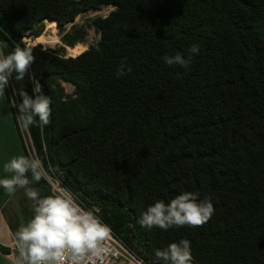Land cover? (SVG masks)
<instances>
[{
    "label": "trees",
    "instance_id": "obj_1",
    "mask_svg": "<svg viewBox=\"0 0 264 264\" xmlns=\"http://www.w3.org/2000/svg\"><path fill=\"white\" fill-rule=\"evenodd\" d=\"M102 6L114 9L94 21L95 48L74 58L33 48L25 79L10 78L30 96L29 77L49 97L47 79L74 86L68 103L51 101L48 125L27 129L35 156L147 264L182 239L193 264H264V0H0V50L24 47L43 19L62 27ZM77 31L63 41H81ZM193 44L188 69L164 62ZM122 61L132 71L118 77ZM30 187L51 195L43 179ZM185 191L211 198L206 224L137 223Z\"/></svg>",
    "mask_w": 264,
    "mask_h": 264
},
{
    "label": "clouds",
    "instance_id": "obj_2",
    "mask_svg": "<svg viewBox=\"0 0 264 264\" xmlns=\"http://www.w3.org/2000/svg\"><path fill=\"white\" fill-rule=\"evenodd\" d=\"M199 44L188 49V58L177 52L174 56H164L169 65H179L188 69L191 56L198 54ZM34 61L31 46L16 47L7 56L0 50V95L4 94L10 78L16 81L25 79L28 69ZM122 61L116 75L122 77L132 71ZM33 96L20 90L17 94L22 102L18 107L17 122L24 128L37 124L48 125L51 116V98L41 94V88L34 78ZM3 171L11 174L0 179V187L14 194L18 188L24 189L32 201L33 217L19 227L15 233V247L19 256L14 264H108L112 248V230L103 223L99 215L77 202L66 187L56 186L52 194L41 197L38 190L30 187L47 177L43 162L37 157L20 155L13 157L3 165ZM31 173V179L28 173ZM210 197L199 199V193L181 192L169 202L157 200L139 216L137 223L151 229L158 227L168 230L173 226L188 225L200 227L206 224L214 214ZM155 257L164 264H193L191 244L187 239L172 242L164 249H156ZM138 264L144 262L138 261Z\"/></svg>",
    "mask_w": 264,
    "mask_h": 264
},
{
    "label": "rangeland",
    "instance_id": "obj_3",
    "mask_svg": "<svg viewBox=\"0 0 264 264\" xmlns=\"http://www.w3.org/2000/svg\"><path fill=\"white\" fill-rule=\"evenodd\" d=\"M113 6H102L98 10H88L85 12L79 13L72 21L64 24L60 27L57 24L56 20L43 19L40 22L36 23L34 31H26L22 42L25 46H31L32 48L39 47L38 54H45L46 56L52 58L54 55H58L62 58H74L83 53L84 51L95 48L100 41V32L94 25V21L97 18L107 17L108 14L113 11ZM78 29L83 30L84 36L81 41H74L73 46L68 45L63 41V38L67 34L69 36V41H73L78 34ZM40 33L38 37L42 36L43 38L49 39V42L43 40L37 41L38 37L30 36L31 34ZM77 46H82L84 49L76 52L77 50L71 51L70 49H75ZM80 53V54H79ZM78 54V55H77ZM73 55H77L74 56ZM45 83L48 86L50 93L51 101L56 108L62 103H68L74 97V86L68 82H63L58 79H47ZM40 86V85H39ZM12 84L9 81L7 88L9 103L13 111L15 120L17 121L18 107L12 106V101L15 100L16 105H19L17 94L12 88ZM20 131L23 130L24 135H26V129H24L20 124L18 125ZM29 156L36 157L33 149L29 147ZM45 168V167H44ZM46 170V169H45ZM47 173H50L46 170Z\"/></svg>",
    "mask_w": 264,
    "mask_h": 264
},
{
    "label": "crops",
    "instance_id": "obj_4",
    "mask_svg": "<svg viewBox=\"0 0 264 264\" xmlns=\"http://www.w3.org/2000/svg\"><path fill=\"white\" fill-rule=\"evenodd\" d=\"M26 133L20 131L5 88L4 94L0 95V179L11 175L3 171L6 162L20 155L29 156V147L33 149ZM31 206L32 201L24 189L18 188L14 194H9L0 187V264H14L19 256L15 233L33 217Z\"/></svg>",
    "mask_w": 264,
    "mask_h": 264
},
{
    "label": "built area",
    "instance_id": "obj_5",
    "mask_svg": "<svg viewBox=\"0 0 264 264\" xmlns=\"http://www.w3.org/2000/svg\"><path fill=\"white\" fill-rule=\"evenodd\" d=\"M6 90H7V88H6ZM17 124L19 125L18 122H17ZM26 132H27V129H26ZM42 179L45 181V183L49 187L50 194H52V190L56 186L66 187L59 179H57L51 173H47V177L46 178H42ZM74 197H76V196L74 195ZM77 202L81 203V205L83 207L87 208V209L94 210L97 215L100 214V210H99V208L97 206H95V205L87 206L85 203H83L78 198H77ZM111 244H112V248H113L114 251L112 253H110L108 258H107L108 259V264H138V261H141V260L144 262V264H147L133 250L129 249L119 238L114 236L113 233H112Z\"/></svg>",
    "mask_w": 264,
    "mask_h": 264
},
{
    "label": "bare ground",
    "instance_id": "obj_6",
    "mask_svg": "<svg viewBox=\"0 0 264 264\" xmlns=\"http://www.w3.org/2000/svg\"><path fill=\"white\" fill-rule=\"evenodd\" d=\"M36 40H37V41H41V40H43V41H45V42H49V39H47V38H43L42 36L38 37ZM82 49H84V47H82V46H77V48H75V49H70V50L73 51V52H74V50H77L76 52H78V51H80V50H82Z\"/></svg>",
    "mask_w": 264,
    "mask_h": 264
}]
</instances>
